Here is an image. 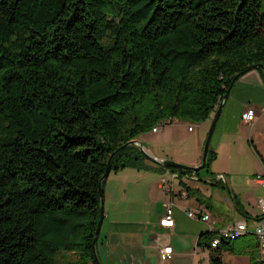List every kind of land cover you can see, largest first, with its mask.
<instances>
[{"label":"trees","instance_id":"1","mask_svg":"<svg viewBox=\"0 0 264 264\" xmlns=\"http://www.w3.org/2000/svg\"><path fill=\"white\" fill-rule=\"evenodd\" d=\"M262 1L0 0V264H97L110 155L160 121H205L236 74L264 65ZM146 159L130 145L112 170ZM216 234L198 246L226 264L234 240L213 249Z\"/></svg>","mask_w":264,"mask_h":264},{"label":"crops","instance_id":"2","mask_svg":"<svg viewBox=\"0 0 264 264\" xmlns=\"http://www.w3.org/2000/svg\"><path fill=\"white\" fill-rule=\"evenodd\" d=\"M251 107L257 111L253 124L242 118L244 111ZM215 113L216 110L197 130L195 127L190 130L191 126H183L182 130L174 124L167 129L161 127L157 132L152 130L158 137L146 149L160 159L174 160L189 166L200 165L205 133ZM186 130L188 132L183 133ZM237 145H243L253 157L257 155L256 147L264 157V72L258 68L246 72L238 79L218 118L210 144L214 159L209 169L214 166V170L207 171L212 172V176L209 173L206 176L200 174L199 179L195 174L179 176L171 170L161 171L148 158L146 164L149 167L146 169L124 167L111 170L103 184L105 217L99 237L100 247L97 245L102 264L208 263L210 251L199 247L198 240L203 232L210 230L211 223L190 217V211L203 209L209 213L215 222L216 231L244 220L248 223L250 220L256 222L254 218L248 217L262 216L258 200L264 199V190L260 189L264 187L263 164L262 170L257 173L262 176L245 179L249 187H244L243 195L239 189L236 194V187L230 181L231 188L222 184L223 178L219 179V184L216 183L222 175L228 182L227 172L231 173L230 177L238 176L236 172L218 169L220 159L232 162L241 157L232 152ZM238 160L241 161L242 157ZM243 175L248 176L246 173ZM163 178L167 180L165 184L161 183ZM181 182L192 188L191 193H187ZM217 185H221L219 187L223 189L222 192L215 190ZM227 189H230L229 196H224ZM234 196L238 197L242 209L250 216L241 213L238 219L234 217L238 211ZM220 199H223L230 214H214L213 210L221 203ZM169 201L173 202L174 218V225L170 227L161 225L165 216V203ZM167 246L173 250L172 258L169 259L162 253Z\"/></svg>","mask_w":264,"mask_h":264},{"label":"rangeland","instance_id":"3","mask_svg":"<svg viewBox=\"0 0 264 264\" xmlns=\"http://www.w3.org/2000/svg\"><path fill=\"white\" fill-rule=\"evenodd\" d=\"M260 11L264 13V0L262 1ZM212 121H213V119H212ZM212 121H211V124H212ZM201 123L202 122H193V121H186L183 119H175V121L173 123H171V122L167 123L166 121H160L156 125H159V124L162 125V129L170 128L172 126V124H174V126H180V128L182 130H184L183 126H186V128H188L189 126L195 127L197 130ZM211 124L205 133L204 143L207 139ZM184 132L186 134V132H188V130L183 131V133ZM157 137L158 136L156 134H154L152 132V130H149V131L142 133L139 136V140L144 143L145 147H147L149 144L151 145L152 143L156 142ZM232 152L235 154V156H241L242 160L241 161L238 160L241 157H237L236 160L231 162V161H228L227 159L222 158L218 161V169H227V170L231 171L232 173L236 172L238 174L237 177L233 178V177H230L231 173L227 172L226 177L229 180L227 182L225 179H223L222 184H224V186L227 185V187L229 188L230 187L229 181H230L232 183V185H235V187H236L235 188L236 189L235 191L237 192L236 194H238L239 191L240 192L242 191V195H243L244 187H246V185L248 184V182L245 179H247V178L256 179L258 175L262 176L260 174H257L258 172H260V169L262 170V162L257 155H255L254 157H253V155H249L248 150L246 148H244L243 145L234 146L232 149ZM211 168L214 170V166H212ZM212 169H208V167H205V168L201 169L199 172H201L202 175L206 176L209 173V172H207V170L211 171ZM244 173L248 174V176L243 175ZM209 174L212 176V172H210ZM217 186L218 187H216L215 190L216 189H218L219 191L223 190V189H221V187H219L221 185H217ZM248 187H249V185H247V188ZM237 189H239V191H237ZM260 189H261V191H263L264 187H260ZM229 190L230 189H227L226 193L223 195L229 196ZM220 200H221V203L218 205L217 209L215 208L213 210L214 214L215 215H220V214L228 215V214H230L228 208L226 207V204L223 202V199H220ZM230 200L232 201V199H230ZM258 201H259L258 205L260 208L261 199H259ZM104 205H105V202H104ZM237 212L235 213V216H234L236 219H238L239 214H241V213H239V211H237ZM227 219L229 220V218H227ZM252 225H254V223H252V221L250 220V222H249L250 228H252ZM100 238H101V236H100ZM251 238H253L252 241H250ZM250 243H251V245H250ZM232 246L234 247V250H225L222 252L224 254L223 257H224V261L226 264H252L251 255L257 254L260 256V248L255 246L253 235L252 236L248 235V236L239 237L238 239L232 241ZM99 247H100V240H98V248ZM245 248L247 251L245 250Z\"/></svg>","mask_w":264,"mask_h":264},{"label":"built area","instance_id":"4","mask_svg":"<svg viewBox=\"0 0 264 264\" xmlns=\"http://www.w3.org/2000/svg\"><path fill=\"white\" fill-rule=\"evenodd\" d=\"M257 116V111L255 108H247L243 113V120L250 122L253 124ZM162 125H156L153 128L154 132H157L159 129H161ZM193 129V127H190V130ZM223 176V175H222ZM222 176L219 177L222 178ZM167 182L166 179H162V184H165ZM169 191V189H167ZM260 208L262 210V218L260 220H257L254 222V225H252V228H250L249 223L247 220L236 222L232 225L226 226L220 230L217 231L216 236L211 240L210 247L211 248H217L218 246L222 245L224 242H229L232 240L237 239L238 237L244 235L245 233L252 231L258 240L259 248H260V256L259 258L261 260H264V199L260 201ZM188 215L190 217L199 218L202 221L210 222L211 228L210 230H214V224L215 222L212 221L211 215L207 212H205L203 209H198L196 211H190L188 212ZM162 226H173L174 225V218H173V202L169 201L165 203V216L161 220ZM163 256L165 258H172L173 250L171 246L165 247V249L162 251ZM210 264V262L206 263Z\"/></svg>","mask_w":264,"mask_h":264},{"label":"water","instance_id":"5","mask_svg":"<svg viewBox=\"0 0 264 264\" xmlns=\"http://www.w3.org/2000/svg\"><path fill=\"white\" fill-rule=\"evenodd\" d=\"M255 68H260L261 70H263L264 72V65L263 64H255L252 65L246 69H244L243 71L239 72L238 74H236L231 82L230 87L228 88L227 92L225 93V95L223 96L218 109L216 110L215 116L213 118V122L211 124L207 139L205 141V145H204V152H203V157H202V162L200 165L198 166H189V165H185L182 163H179L177 161L174 160H169V159H160L156 156H153L152 154H150L148 152V150L146 149V147L144 146V143L142 141H140L138 138L136 139H132L128 142H126L125 144H123L122 146L118 147L114 152H112V154L109 157L108 160V164L106 167L105 172L103 173L100 183H99V194H100V200H101V208H100V217L98 220V224H97V228H96V232L94 234V238H93V253H94V257H95V261L97 264H102L99 255H98V251H97V245H98V240L100 237V233H101V229H102V224L104 221V217H105V212H104V195H103V180H105L108 175L110 174L111 170H112V160L113 157L116 155V153H118L119 151H121L122 149L130 146V145H136L140 151L143 153V155L148 158L149 160L153 161L154 163L161 165L163 167H174V168H178L181 170H185V171H192V172H199L201 169L207 167V162H208V154H209V149H210V144H211V139L218 121V118L221 114V111L227 101V99L229 98V95L231 93V90L233 88V86L235 85V83L238 81V79L245 74L246 72H249ZM222 178L224 179L225 176H222ZM219 180V178H218Z\"/></svg>","mask_w":264,"mask_h":264}]
</instances>
